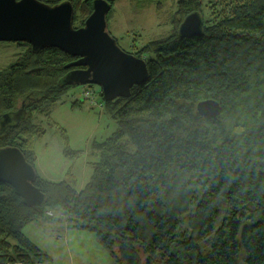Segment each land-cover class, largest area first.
Returning <instances> with one entry per match:
<instances>
[{
  "label": "trees",
  "instance_id": "trees-1",
  "mask_svg": "<svg viewBox=\"0 0 264 264\" xmlns=\"http://www.w3.org/2000/svg\"><path fill=\"white\" fill-rule=\"evenodd\" d=\"M39 1L70 2L74 28L93 2ZM148 1L159 9L163 0ZM191 12L202 33L182 37L178 26ZM171 23L166 36L126 50L145 60V82L109 102L99 92L117 127L92 145L97 161L81 189L36 172L44 203L27 206L0 182V264H49L22 229L54 208L94 233L116 264H264V0H175ZM14 43L22 49L0 69V116L21 110L23 118L0 132V148L17 147L34 168V139L44 133L36 117L74 86L64 74L83 67H66L76 57L58 48ZM204 99L219 103L216 118L197 113ZM176 185L182 197L173 204ZM191 186L202 190L196 202Z\"/></svg>",
  "mask_w": 264,
  "mask_h": 264
},
{
  "label": "rangeland",
  "instance_id": "rangeland-1",
  "mask_svg": "<svg viewBox=\"0 0 264 264\" xmlns=\"http://www.w3.org/2000/svg\"><path fill=\"white\" fill-rule=\"evenodd\" d=\"M174 11L175 0H163L159 9L153 1L116 0L106 15L107 31L121 49L130 51L150 40L166 36L172 29ZM21 49L14 42L0 41V69L14 62ZM87 90L92 91V99L100 104L101 89L98 86L74 85L48 107L46 116L38 114L36 117L37 123L44 129V133L34 139L36 172L50 181H66L76 190L88 181L92 163L97 161L92 145L105 140L117 127L104 102L100 106L92 105L82 98ZM59 128L65 132V141ZM125 140L124 137L122 142ZM64 148L76 151V157H66ZM127 149L132 151L133 145L127 143ZM180 180L185 185L186 181L183 178ZM182 187L176 185L172 188L170 198L173 204L182 197ZM189 191L193 202L202 193L194 186L189 187ZM192 209L193 204L182 212V219ZM49 211L51 218L39 217L22 229L23 234L46 254L49 264H116L113 254L97 240L94 233L71 227L67 215L60 210L54 208ZM186 227L184 219L182 231L187 230Z\"/></svg>",
  "mask_w": 264,
  "mask_h": 264
},
{
  "label": "water",
  "instance_id": "water-1",
  "mask_svg": "<svg viewBox=\"0 0 264 264\" xmlns=\"http://www.w3.org/2000/svg\"><path fill=\"white\" fill-rule=\"evenodd\" d=\"M106 0H93L92 11L81 27H73V6L64 1L48 5L39 0H0V41L26 42L36 52L43 48H58L76 57L66 67L61 78L67 85H96L104 102L126 98L134 85L147 78L143 58L122 50L107 31L106 15L110 9ZM202 17L198 12L187 14L178 26V34L199 36ZM196 111L207 118H216L220 105L213 99L196 104ZM23 118L21 110L0 116V132L16 126ZM36 171L14 146L0 148V182L11 186L27 206H41L44 194L33 185Z\"/></svg>",
  "mask_w": 264,
  "mask_h": 264
},
{
  "label": "built area",
  "instance_id": "built-area-1",
  "mask_svg": "<svg viewBox=\"0 0 264 264\" xmlns=\"http://www.w3.org/2000/svg\"><path fill=\"white\" fill-rule=\"evenodd\" d=\"M85 86H86V85H85ZM88 91H89V90H87V92L84 91L85 93H83L82 98L85 99V100H87V101H88L89 103H91L92 105H99V106H100L101 103L99 104V103L96 102V100H93V99H92V97H91V96H92V95H91V94H92V91H91V92H88ZM81 101H83V100L81 99ZM46 215H47V216H51L52 213L48 210V211L46 212Z\"/></svg>",
  "mask_w": 264,
  "mask_h": 264
},
{
  "label": "crops",
  "instance_id": "crops-1",
  "mask_svg": "<svg viewBox=\"0 0 264 264\" xmlns=\"http://www.w3.org/2000/svg\"><path fill=\"white\" fill-rule=\"evenodd\" d=\"M46 179V178H45Z\"/></svg>",
  "mask_w": 264,
  "mask_h": 264
}]
</instances>
